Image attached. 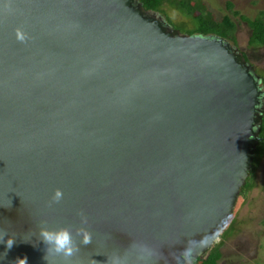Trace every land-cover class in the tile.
Segmentation results:
<instances>
[{
  "label": "water",
  "instance_id": "water-1",
  "mask_svg": "<svg viewBox=\"0 0 264 264\" xmlns=\"http://www.w3.org/2000/svg\"><path fill=\"white\" fill-rule=\"evenodd\" d=\"M260 85L228 42L139 0H0V264H66L41 227L93 234L69 264L203 257L252 173Z\"/></svg>",
  "mask_w": 264,
  "mask_h": 264
},
{
  "label": "rangeland",
  "instance_id": "rangeland-1",
  "mask_svg": "<svg viewBox=\"0 0 264 264\" xmlns=\"http://www.w3.org/2000/svg\"><path fill=\"white\" fill-rule=\"evenodd\" d=\"M196 1V0H194ZM205 7L213 15L221 20L229 15L227 4L234 5L235 11L241 15L255 19L264 12V0H201ZM166 14L170 18L172 28L186 34L193 29L194 24L178 8L165 7ZM164 20L165 17L160 15ZM237 24L235 33L236 44L228 42L231 47L245 54L255 73L264 78V48L252 47L250 39L252 27L240 18L232 17ZM187 35V34H186ZM257 46V45H255ZM263 90V83H261ZM261 141V138H260ZM257 167L253 170L251 184L253 188L240 197L238 205L228 221L225 230L227 239L221 249L223 259L220 264H264V141L259 145L256 159ZM251 173V174H252ZM251 177V176H250ZM219 240L216 244H220ZM189 261L186 264H191Z\"/></svg>",
  "mask_w": 264,
  "mask_h": 264
},
{
  "label": "trees",
  "instance_id": "trees-1",
  "mask_svg": "<svg viewBox=\"0 0 264 264\" xmlns=\"http://www.w3.org/2000/svg\"><path fill=\"white\" fill-rule=\"evenodd\" d=\"M143 7L150 12L157 13L158 15H163L165 17V21L172 27L171 19L168 18L166 14L165 7L168 5L173 8H178L183 13H185L186 17L189 18L191 22L194 24V28L186 31L187 35L190 36H202V37H217L221 38L226 42H232L236 44L235 33L237 30V24L233 20L232 17L240 18L241 20L247 22L252 27V36L250 39V45L252 47H263L264 48V12L260 13L255 19L247 18L241 15L240 12L235 11L234 5L231 3L227 4V9L229 11V15H226L221 20H218L212 12H210L201 0H139ZM257 45V46H255ZM245 58L249 62L247 56L244 54ZM261 82L263 83L264 90V78H261ZM261 144L262 140L264 141V120L261 126L260 133ZM259 145L256 149V154L253 162L252 172L257 167L256 159L259 152ZM253 177V173L249 178L247 185L241 191V196L243 197L245 193L249 190H252L251 178ZM227 230H224L222 233L220 240V244H215L211 249L205 254L203 257L196 260H189L191 264H220L223 259V253L221 252L222 247L224 246V241L227 239ZM187 261V262H189ZM186 262V263H187Z\"/></svg>",
  "mask_w": 264,
  "mask_h": 264
},
{
  "label": "clouds",
  "instance_id": "clouds-1",
  "mask_svg": "<svg viewBox=\"0 0 264 264\" xmlns=\"http://www.w3.org/2000/svg\"><path fill=\"white\" fill-rule=\"evenodd\" d=\"M16 38L19 42L24 43L28 40V35L23 29L18 28L16 30ZM64 197V193L61 189H56L51 203H59ZM80 222L82 225H87L88 218L83 213L80 214ZM41 242L45 246L46 254L50 253L56 256H61L65 259L66 264H69L71 258L74 257L79 251V245H89L92 242L93 234L86 227H81L76 230L75 236L73 231L68 228L49 229L47 227H41L40 229ZM76 237H79V244ZM0 244L5 246L7 251L11 250L16 244V240L5 234H0ZM142 250L146 251V248L142 247ZM187 257V254H185ZM46 259V256L44 257ZM16 264H27V258H19ZM107 264H126V261L121 257L108 258Z\"/></svg>",
  "mask_w": 264,
  "mask_h": 264
},
{
  "label": "flooded vegetation",
  "instance_id": "flooded-vegetation-1",
  "mask_svg": "<svg viewBox=\"0 0 264 264\" xmlns=\"http://www.w3.org/2000/svg\"><path fill=\"white\" fill-rule=\"evenodd\" d=\"M262 83V82H261ZM261 86V85H260Z\"/></svg>",
  "mask_w": 264,
  "mask_h": 264
}]
</instances>
